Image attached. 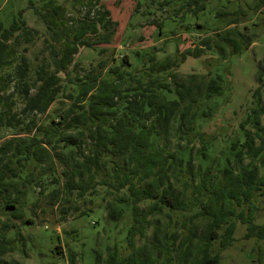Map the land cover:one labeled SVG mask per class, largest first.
<instances>
[{"label": "trees", "instance_id": "obj_1", "mask_svg": "<svg viewBox=\"0 0 264 264\" xmlns=\"http://www.w3.org/2000/svg\"><path fill=\"white\" fill-rule=\"evenodd\" d=\"M77 1L65 4L72 10ZM88 1L75 17L58 0L40 8L29 0L44 35L28 27L23 11L8 28L0 24V132H13L0 143V203L22 212L32 188L49 198L61 223L104 204L109 223L127 225L122 240L96 250L95 264H221L238 224L246 226L245 240L257 242L252 263L264 264V223H257L264 108L253 109L232 135L208 133L219 99L232 90L229 80L217 70H176L188 58L226 59L250 48L253 36L240 29L243 9L230 11L243 0H138L134 16L157 27L158 38L176 39L175 54L160 61L164 49L154 48L116 64L100 49V62L80 77V49L112 44L118 26L101 0ZM258 1L256 8L264 6ZM214 2L216 22L200 23ZM159 12L162 21L150 19ZM192 31L211 35L181 51V33ZM40 36L48 56L18 54ZM54 104L60 107L49 115ZM0 238L4 255L12 249Z\"/></svg>", "mask_w": 264, "mask_h": 264}, {"label": "rangeland", "instance_id": "obj_2", "mask_svg": "<svg viewBox=\"0 0 264 264\" xmlns=\"http://www.w3.org/2000/svg\"><path fill=\"white\" fill-rule=\"evenodd\" d=\"M31 1L40 8L46 0ZM58 1L65 4V0ZM137 1L101 0V3L110 11L112 20L118 23L117 33L110 45L80 49L74 58V63L79 64L75 71L76 75L84 76L93 65L100 62L102 59L100 49H108L105 58L107 55L114 57L116 64H120L125 56L133 62L135 52H149L154 48L155 51L164 49L158 54L160 61L175 54L176 39H169L168 34L158 38L157 27L146 24L147 19L134 16ZM28 3L29 0H0V24L8 28L19 19L18 15L23 11L28 27L44 35L43 25L38 21L33 10L29 9ZM88 3V0H78L74 9L70 10L72 5L69 4H65V7L70 15L80 17L87 10ZM148 4L149 1L146 0V6ZM258 4V0H243L239 4L240 7L235 3L230 6L232 12L243 9L245 16L240 18L242 21L240 29L242 31L247 27L249 34L253 36V44L241 56L223 59L219 55L206 53L200 59L188 58L176 69L183 75L194 73L207 75L210 72L216 73L217 70L218 74L229 80L232 90L219 99L221 105L217 114L218 118L206 126L205 130L208 133L223 130L232 135L230 132L236 133L240 124L246 121L253 109L264 108V6L256 8ZM213 6H217V3L214 2L207 13L201 15L200 23L212 26L216 22L214 15L209 14ZM163 14L165 13L159 12L150 19L162 21ZM194 22L196 20L192 19V23ZM210 35L194 31L183 32L179 38V49L185 51L193 48L200 39ZM32 42L29 45H20L17 49L18 54L25 53L24 49H27L26 55L32 59L48 56L49 53H42L45 48L42 36L36 37ZM209 62L214 65V68L209 66ZM58 107L60 105L54 104L49 115H53ZM12 134L13 132L1 131L0 143L10 138ZM25 193L23 202L26 204L22 207V212L6 210L0 203V237L4 235L7 241L6 247L12 249L0 255V264H70L71 255L76 256L75 264H95L97 249L103 250L107 244L111 245L124 238V231L121 233V230L127 224L121 223L119 228H116L113 223H109L104 204L91 214L69 218L67 222L61 223L55 208L50 205L49 198L39 197L32 188L27 189ZM14 196L12 195V198ZM37 198L38 205L34 207L33 203ZM258 205L257 223L262 224L264 223V201H259ZM245 234L246 226L238 224L234 236L236 241L222 252L221 264H253L252 261L256 259V253H258L257 242L254 239L245 240ZM253 249H256L255 253H252Z\"/></svg>", "mask_w": 264, "mask_h": 264}]
</instances>
